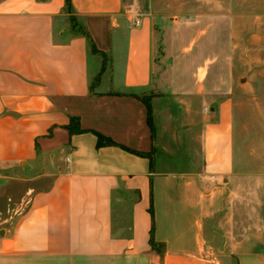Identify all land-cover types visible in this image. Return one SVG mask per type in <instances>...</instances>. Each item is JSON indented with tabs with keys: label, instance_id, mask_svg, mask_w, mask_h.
Returning <instances> with one entry per match:
<instances>
[{
	"label": "crops",
	"instance_id": "1",
	"mask_svg": "<svg viewBox=\"0 0 264 264\" xmlns=\"http://www.w3.org/2000/svg\"><path fill=\"white\" fill-rule=\"evenodd\" d=\"M64 4L0 0V264H264L227 213L242 80L232 17L170 21L156 52L152 15L138 8L134 26L126 0H71V15ZM162 51L167 98L200 121L186 169L170 161L183 141L157 135L159 98L152 138L133 96L155 89ZM71 117L83 133L69 134ZM94 132L117 145L97 148Z\"/></svg>",
	"mask_w": 264,
	"mask_h": 264
},
{
	"label": "rangeland",
	"instance_id": "2",
	"mask_svg": "<svg viewBox=\"0 0 264 264\" xmlns=\"http://www.w3.org/2000/svg\"><path fill=\"white\" fill-rule=\"evenodd\" d=\"M130 7L140 8L152 15L155 24V51L167 43L170 21H186L198 14H229L234 20V67L242 80L234 92L233 119V160L235 174L229 181V216H233L236 237L245 244L264 245V0H126ZM155 56L157 57V53ZM165 51L156 60L154 72L160 77L152 99L158 109L155 127L157 135L162 133L164 140L175 135L179 148L172 144L175 170L186 169L189 161L184 159L187 152L199 161L197 144L200 121L196 112L191 118L184 116L179 105L168 99L165 85L168 76V63ZM157 57V58H158ZM95 59L89 58V70L94 72ZM95 81H92V85ZM151 99V102H152ZM170 115L173 126L167 124ZM181 147V148H180ZM177 157L180 160L176 159ZM226 212V211H225Z\"/></svg>",
	"mask_w": 264,
	"mask_h": 264
},
{
	"label": "trees",
	"instance_id": "3",
	"mask_svg": "<svg viewBox=\"0 0 264 264\" xmlns=\"http://www.w3.org/2000/svg\"><path fill=\"white\" fill-rule=\"evenodd\" d=\"M64 12L71 15L73 12V8H72V4H71V0H64ZM69 21L71 23L72 28L75 30L76 27V23L74 21V18L70 16ZM78 24V23H77ZM78 27L77 30L75 31L76 34H79L83 37H85L88 40L89 46H90V51L94 54H99V52L95 49L92 41L89 38V35L86 31V29L82 26V25H77ZM103 57L104 55L101 54ZM133 96L135 98H137L146 108L147 111V123L148 126L150 128L151 131V136L152 138L155 135V128H154V124H153V117H152V107H151V99H152V95H134ZM66 129L68 130L70 135L73 134H79V133H83L84 130H82L80 128V124H79V120L75 117H71L70 118V122L69 124L66 126ZM94 135L97 138V142H96V147L100 148L103 146H116L117 144L114 143L112 140H110L109 138L104 137L103 135L94 132ZM150 214L152 215V211L150 210ZM150 245L152 246V248H155V244L153 242V240H150Z\"/></svg>",
	"mask_w": 264,
	"mask_h": 264
},
{
	"label": "built area",
	"instance_id": "4",
	"mask_svg": "<svg viewBox=\"0 0 264 264\" xmlns=\"http://www.w3.org/2000/svg\"><path fill=\"white\" fill-rule=\"evenodd\" d=\"M127 15L130 19L133 20L134 26H138L140 24L139 18H140V12L138 8L135 7H129L127 10Z\"/></svg>",
	"mask_w": 264,
	"mask_h": 264
}]
</instances>
